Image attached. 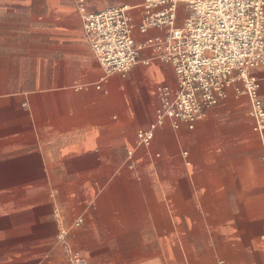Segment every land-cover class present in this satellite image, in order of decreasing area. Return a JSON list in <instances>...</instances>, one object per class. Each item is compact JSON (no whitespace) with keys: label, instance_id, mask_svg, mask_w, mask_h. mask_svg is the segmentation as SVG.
Returning a JSON list of instances; mask_svg holds the SVG:
<instances>
[{"label":"crops","instance_id":"0c3cea01","mask_svg":"<svg viewBox=\"0 0 264 264\" xmlns=\"http://www.w3.org/2000/svg\"><path fill=\"white\" fill-rule=\"evenodd\" d=\"M82 1L127 5L137 41L167 31L141 29L145 0H0V264H70L61 226L79 264H264V139L241 83L141 144L175 68L147 48L103 81Z\"/></svg>","mask_w":264,"mask_h":264},{"label":"built area","instance_id":"2783aa9c","mask_svg":"<svg viewBox=\"0 0 264 264\" xmlns=\"http://www.w3.org/2000/svg\"><path fill=\"white\" fill-rule=\"evenodd\" d=\"M181 4L185 5L182 13ZM157 5L164 8L152 11ZM145 8L141 29L167 27L164 36L137 41L127 5L92 12L83 1L80 6L88 41L104 69L103 81L114 73H126L141 61L148 63L142 57L147 48L155 49L159 58L175 68L178 90L173 95L169 87L161 88L156 119L138 130L139 142L150 145L167 119L174 128L186 123L193 129L238 82L242 85L238 92L249 98L254 128L264 139V103L260 82L252 72L264 64V0H145ZM82 221L77 218L74 225ZM57 242L70 264L81 262L66 226L60 227Z\"/></svg>","mask_w":264,"mask_h":264},{"label":"rangeland","instance_id":"374dc122","mask_svg":"<svg viewBox=\"0 0 264 264\" xmlns=\"http://www.w3.org/2000/svg\"><path fill=\"white\" fill-rule=\"evenodd\" d=\"M183 7H185V5H184V4H181V5H180V9L182 10ZM181 10H180V13H181Z\"/></svg>","mask_w":264,"mask_h":264}]
</instances>
